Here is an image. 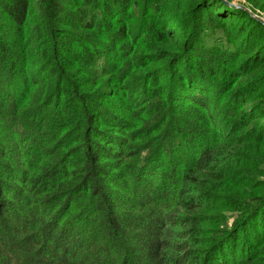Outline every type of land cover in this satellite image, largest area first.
<instances>
[{
    "label": "trees",
    "instance_id": "1",
    "mask_svg": "<svg viewBox=\"0 0 264 264\" xmlns=\"http://www.w3.org/2000/svg\"><path fill=\"white\" fill-rule=\"evenodd\" d=\"M261 15L264 0H0V264L264 262Z\"/></svg>",
    "mask_w": 264,
    "mask_h": 264
},
{
    "label": "rangeland",
    "instance_id": "2",
    "mask_svg": "<svg viewBox=\"0 0 264 264\" xmlns=\"http://www.w3.org/2000/svg\"><path fill=\"white\" fill-rule=\"evenodd\" d=\"M233 3L236 4L237 2L234 1ZM221 45H226V44H222V42L220 40H217V36H212L210 34V31H208L207 34H206L204 47L212 48V47H220ZM128 93L129 94H132V95H135V90H130ZM120 95H121V97H120V99L118 101V104L119 105H122L123 103H125V101L127 100V98H128L129 95H126V94H120ZM142 113H145L146 114V110H143ZM126 117H128V119L133 123V125H135V131H133L132 133H135V136L139 140H141V139L145 140L146 136L149 134V132L151 130V126L149 125V126H146L145 127L144 126L145 119L143 117L137 116L136 114H135V117L134 118H131L130 115H129V113H127L126 114ZM143 143L145 145H147L148 143H150V141L143 142ZM140 146H141V143H137V148H139ZM178 151H179V149L176 148V150L174 152V155H175L174 156V159L175 160H174V162H172V165H174V163H175L177 165V168H178V165L182 162V160L185 159V157H183L182 159H179L180 154L178 153ZM158 161H159V158L156 159V164H157ZM160 161H163V158H161ZM161 174H163V173L161 172ZM0 200H2V202L0 201V205L2 207L1 209H3V207H4V200H7V194L6 193L1 194L0 195ZM9 203L10 204H8L7 207L5 208V209L8 210L9 214L12 213L13 211L21 212V209L22 208H25V205L23 204V202L20 201L19 199H16V198L15 199H9ZM160 209H161V207H160ZM160 209H159V211H160ZM224 214H226V213H224ZM227 217L228 218H234L235 217V214L228 213L227 214ZM0 220H5V217L3 219H0ZM233 222H234L233 219H230L229 226H231L233 224ZM220 229H223V226H220ZM263 237L264 236L261 237L258 234H256L255 237H254V243L251 244L250 247L251 248H254L255 246H257L258 243H259V241ZM251 262H249V263H251ZM259 264H264V262H260Z\"/></svg>",
    "mask_w": 264,
    "mask_h": 264
},
{
    "label": "water",
    "instance_id": "3",
    "mask_svg": "<svg viewBox=\"0 0 264 264\" xmlns=\"http://www.w3.org/2000/svg\"><path fill=\"white\" fill-rule=\"evenodd\" d=\"M224 1H225V3H227V0H224ZM229 5L239 7L238 5H236V4H234V3H229Z\"/></svg>",
    "mask_w": 264,
    "mask_h": 264
},
{
    "label": "built area",
    "instance_id": "4",
    "mask_svg": "<svg viewBox=\"0 0 264 264\" xmlns=\"http://www.w3.org/2000/svg\"><path fill=\"white\" fill-rule=\"evenodd\" d=\"M261 21H262L263 24H264V15H261Z\"/></svg>",
    "mask_w": 264,
    "mask_h": 264
}]
</instances>
